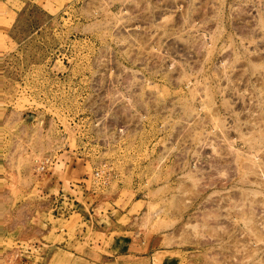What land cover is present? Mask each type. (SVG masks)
I'll return each instance as SVG.
<instances>
[{"label":"rangeland","instance_id":"rangeland-1","mask_svg":"<svg viewBox=\"0 0 264 264\" xmlns=\"http://www.w3.org/2000/svg\"><path fill=\"white\" fill-rule=\"evenodd\" d=\"M0 264H264V0H0Z\"/></svg>","mask_w":264,"mask_h":264},{"label":"crops","instance_id":"crops-1","mask_svg":"<svg viewBox=\"0 0 264 264\" xmlns=\"http://www.w3.org/2000/svg\"><path fill=\"white\" fill-rule=\"evenodd\" d=\"M58 185H59V189H58V191L60 192V191H63L64 189H63V183L62 182H60L59 181V183H58ZM72 186H73V184H72ZM60 199H61V197H59ZM67 202H65V200L63 201V199H61V203L60 204H66ZM68 204V203H67ZM64 209H67V208H64ZM67 210H69V209H67ZM66 210V213L63 211H61L62 212V215H60V216H64L65 214H68V211ZM77 211V210H76ZM72 212V214H74V212H75V210H72L71 211ZM80 214H82L81 212H79V211H77V213H76V215H80ZM69 217H71V215H68L66 218H69ZM80 219H81V221H82V219H83V216H81L80 217ZM91 220V219H90ZM83 224L85 223V225L83 226V230H85L84 228H86L87 229V227L89 226V219L88 218H85V220H84V222H82ZM92 223L93 222H90V224L92 225ZM150 243V241L149 240H140V244L141 245H143V248H147V247H149V244Z\"/></svg>","mask_w":264,"mask_h":264},{"label":"built area","instance_id":"built-area-1","mask_svg":"<svg viewBox=\"0 0 264 264\" xmlns=\"http://www.w3.org/2000/svg\"><path fill=\"white\" fill-rule=\"evenodd\" d=\"M46 164H48V159L45 160L42 165H40V168L39 170H44L45 167H46ZM90 180H92L93 183H99L101 185H106L107 184V181L106 179L104 178L103 176V171L102 170H95L91 177H90Z\"/></svg>","mask_w":264,"mask_h":264}]
</instances>
